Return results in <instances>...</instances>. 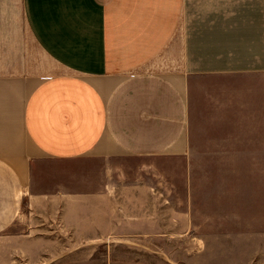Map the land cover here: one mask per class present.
<instances>
[{
	"label": "crops",
	"instance_id": "crops-1",
	"mask_svg": "<svg viewBox=\"0 0 264 264\" xmlns=\"http://www.w3.org/2000/svg\"><path fill=\"white\" fill-rule=\"evenodd\" d=\"M229 130L263 169L264 0H0V264L179 244Z\"/></svg>",
	"mask_w": 264,
	"mask_h": 264
},
{
	"label": "rangeland",
	"instance_id": "rangeland-1",
	"mask_svg": "<svg viewBox=\"0 0 264 264\" xmlns=\"http://www.w3.org/2000/svg\"><path fill=\"white\" fill-rule=\"evenodd\" d=\"M224 152L196 153L195 217L181 241L164 238L154 249H91L79 264L147 262L152 264H264V168L247 169L241 131H226ZM79 253L81 251H75ZM2 254L0 251V262ZM79 259L75 255V261Z\"/></svg>",
	"mask_w": 264,
	"mask_h": 264
}]
</instances>
